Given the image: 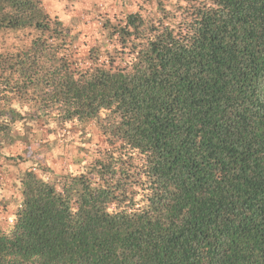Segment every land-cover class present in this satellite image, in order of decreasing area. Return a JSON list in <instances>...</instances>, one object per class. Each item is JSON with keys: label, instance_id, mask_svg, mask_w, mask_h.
I'll use <instances>...</instances> for the list:
<instances>
[{"label": "trees", "instance_id": "trees-1", "mask_svg": "<svg viewBox=\"0 0 264 264\" xmlns=\"http://www.w3.org/2000/svg\"><path fill=\"white\" fill-rule=\"evenodd\" d=\"M46 1L0 0V158L34 162L0 264H264V0H156L84 57ZM36 127L79 133L83 170Z\"/></svg>", "mask_w": 264, "mask_h": 264}, {"label": "rangeland", "instance_id": "rangeland-1", "mask_svg": "<svg viewBox=\"0 0 264 264\" xmlns=\"http://www.w3.org/2000/svg\"><path fill=\"white\" fill-rule=\"evenodd\" d=\"M45 7L52 17L59 18L80 33V53L84 57L91 47L101 43L102 21L105 18L119 17L138 11L153 14L156 0H47ZM88 132L92 143L85 145L86 148L97 146L102 149L106 146L105 137L95 127L89 128ZM62 133L56 136L48 134L45 129L39 127L32 129L30 135L32 141L35 142L33 148L39 152L38 142L47 145L55 143L52 152L47 153L40 160L41 163L57 174L80 173L85 164H80V162L86 156L81 151L82 136L79 133ZM24 150V147L18 145L12 149H4L3 154L24 156ZM4 162L0 158V226L8 229L12 224L13 212L20 199L16 186L17 177L24 170L34 168V162H20L17 166L4 165Z\"/></svg>", "mask_w": 264, "mask_h": 264}]
</instances>
